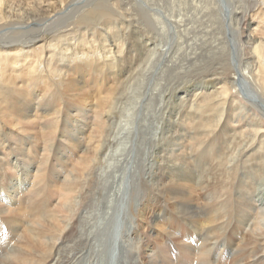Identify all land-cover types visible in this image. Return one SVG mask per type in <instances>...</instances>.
I'll return each mask as SVG.
<instances>
[{"label":"bare ground","instance_id":"obj_1","mask_svg":"<svg viewBox=\"0 0 264 264\" xmlns=\"http://www.w3.org/2000/svg\"><path fill=\"white\" fill-rule=\"evenodd\" d=\"M173 1L0 0V264H264V0Z\"/></svg>","mask_w":264,"mask_h":264},{"label":"rangeland","instance_id":"obj_2","mask_svg":"<svg viewBox=\"0 0 264 264\" xmlns=\"http://www.w3.org/2000/svg\"><path fill=\"white\" fill-rule=\"evenodd\" d=\"M242 2H246V0H241ZM174 3V4H173ZM173 3H171L172 5H175V3H177V0H174L173 1ZM188 5V4H187ZM180 7V6H179ZM178 6H176V8H179ZM183 7H185V6H183ZM187 11V12H186ZM185 12V14H188V15H191L192 13H191V9L189 8V5L187 6V10H186ZM193 12V11H192ZM191 13V14H190ZM199 24V22H197V24L196 25H198ZM201 28V27H200ZM247 34V31L245 32V33H243L242 34V36H245ZM206 55H207V52H204ZM198 67H200L199 69H198V71H201L202 69H206L205 67H206V64H204L202 67L201 66H198ZM33 114H34V112H32L31 113V116H33ZM37 118H38V116H37ZM35 122H34V121ZM31 121H33L34 123H33V126H35V125H37V123H40L41 122V120H38V119H34L33 117L31 118ZM38 121V122H37ZM32 132V131H31ZM74 134L75 135H77V133L76 132H74ZM31 135H32V133H31ZM77 136H79V135H77ZM85 138V135L83 134V139ZM82 142H83V140H81ZM32 142H33V139H32ZM31 142V143H32ZM71 145V144H70ZM70 147H72V146H70ZM78 151V149L76 148L75 150H74V153L76 152V154H78L79 155V153L77 152ZM44 152L42 151L41 152V150H40V154L42 155ZM33 156H34V154H32ZM31 155V157H33ZM75 155L73 156V157H70V158H68L67 159V161H65V162H67L66 164L64 163V165L66 166V167H64V168H66L68 171H71V167H72V164H74V162L76 161V159H75ZM74 160V162H72ZM70 162H72V163H70ZM32 173H34V170L32 171ZM33 178L34 177H32L31 178V180H33ZM63 178H64V174H62V176L60 177V180L62 179L63 180ZM57 179H55L53 182H51L50 183V189H52L51 191L52 192H54V189H55V187H56V185H57ZM52 184V185H51ZM29 187V188H28ZM30 189V188H32V189H30V190H33V187L29 184L27 187H26V189ZM23 195V194H22ZM20 193H17V195L15 196V202H13V203H11V205H7V206H5V204H3V202H1L0 203V205L1 206H3L2 208L3 209H5V212L3 213V214H8V215H12V213H13V211H15V210H17V208H18V206H19V204H17L18 203V199H19V197L20 196H22ZM25 195V194H24ZM23 195V196H24ZM18 196V197H17ZM57 196L55 195V194H53L52 195V197L49 199V203H50V207H52V206H54V204L57 202ZM14 207H16L15 209H14ZM10 208V209H9ZM9 209V210H8ZM13 210V211H12ZM2 218H4L3 216H2ZM193 241V242H192ZM191 243L194 245V240H191Z\"/></svg>","mask_w":264,"mask_h":264}]
</instances>
